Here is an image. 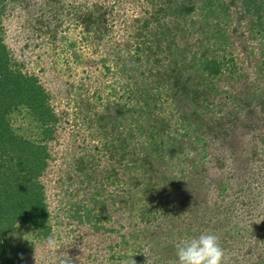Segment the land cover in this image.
<instances>
[{
  "label": "rangeland",
  "instance_id": "rangeland-1",
  "mask_svg": "<svg viewBox=\"0 0 264 264\" xmlns=\"http://www.w3.org/2000/svg\"><path fill=\"white\" fill-rule=\"evenodd\" d=\"M243 1L214 0L209 19L207 0L5 3L11 65L57 115L49 140L25 108L11 116L51 155L49 233L6 238L24 264H175L202 233L225 264H264V20Z\"/></svg>",
  "mask_w": 264,
  "mask_h": 264
},
{
  "label": "trees",
  "instance_id": "trees-1",
  "mask_svg": "<svg viewBox=\"0 0 264 264\" xmlns=\"http://www.w3.org/2000/svg\"><path fill=\"white\" fill-rule=\"evenodd\" d=\"M7 1L0 0V264H24L26 246L12 252L6 238L18 225L42 234L49 233V211L39 179L47 170L51 155L47 145L17 133L11 116L20 107L25 108L43 128V140H49L57 115L38 79L14 70L11 65L1 27ZM207 2L206 16L209 19L216 10L214 0ZM256 2L258 0H244L246 12H252L259 21L264 20V2ZM202 68L211 78H219L228 65L208 57ZM179 84L175 82L176 86Z\"/></svg>",
  "mask_w": 264,
  "mask_h": 264
},
{
  "label": "clouds",
  "instance_id": "clouds-1",
  "mask_svg": "<svg viewBox=\"0 0 264 264\" xmlns=\"http://www.w3.org/2000/svg\"><path fill=\"white\" fill-rule=\"evenodd\" d=\"M49 245H55L54 238H49ZM175 247L177 256L175 264H225L226 261L225 250L220 244L219 237L212 233H202L198 237L181 240ZM132 257L125 261V264H136ZM61 264L71 262L65 258Z\"/></svg>",
  "mask_w": 264,
  "mask_h": 264
}]
</instances>
